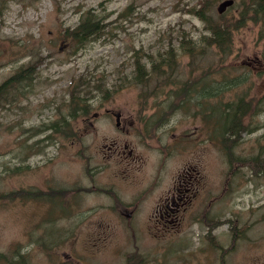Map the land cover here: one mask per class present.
Wrapping results in <instances>:
<instances>
[{
    "label": "bare ground",
    "instance_id": "6f19581e",
    "mask_svg": "<svg viewBox=\"0 0 264 264\" xmlns=\"http://www.w3.org/2000/svg\"><path fill=\"white\" fill-rule=\"evenodd\" d=\"M16 1L25 0H0V15H4L9 10L11 3ZM27 1L32 4L37 0ZM132 6V3L127 4L113 17H111V11L103 13L93 5L81 10L78 14V21L65 26L59 32L61 38L64 39L66 48L75 54L95 38L105 36L111 31V27L125 30L121 21L131 20L134 17ZM256 6L264 8V0H193L191 3L185 2L180 10L184 14L193 13L195 20L201 23L199 27L193 22L201 29L199 37L189 34L184 26L179 25L175 28L173 25H169V31H174L176 34L173 37L169 35L162 46L151 50L133 45L131 54L122 61L119 67L104 71L103 76L92 74L87 78V84L84 89L78 92V97L76 93L80 88V84H77L79 76L76 78L69 76V79L71 78L69 83H63V86L67 87L64 110L59 113L61 108L57 106V115L59 114V116L48 118L49 110L53 105L46 104L39 109L41 115L35 125H25L20 122L19 126L22 130L18 134V138L19 143H23L22 155L17 160L12 156L10 161L3 153V158L0 160V170L26 175L37 169H43L41 165L32 166L26 162V159L35 152L46 154L51 146L61 149L68 146L75 147L74 140L81 138V131L75 128L74 122L79 118L90 116L96 107L84 93L99 90L102 93L98 99L101 110L95 117L105 119L107 128H104L102 122H96L93 129H88L86 123L81 122L83 135L87 137L89 134H93L98 138L97 145L101 146L104 157H112L117 163L126 161L130 164L132 161H136L138 164L134 167H127L129 173L133 172V183L127 182L118 164L111 166L100 161L91 162L87 159L82 163L75 162L78 166L76 169L77 178L53 180L51 177L45 176L37 184V188L29 189L21 186L17 188L15 195L3 194L0 199L8 197L3 203L10 201V198L14 196L21 197L23 201L37 199L39 213L52 217L55 221L58 219L59 229L106 230L105 235L107 236L110 235L109 221L111 220L129 224L130 230L139 229L134 220L138 217L144 219V217L135 213L138 216L131 215L128 218L119 212V209H123L130 199L139 210L151 218V222L145 224L144 228L147 230H190L189 219L193 221L196 216L206 225L204 230H213V226L222 223L227 224V230H245L246 224L242 223L236 214L230 212V186L237 182L231 183L230 176L234 177L237 173L247 170L248 178L244 179L242 184L248 188L262 179L264 161L260 159L262 168L259 171H252L250 167L254 162L251 157L253 155L239 153L235 146H230V136L218 134L219 121L215 111L230 114V105L235 102V98L230 99L226 95L229 84H224L222 80L214 78V74L230 76V50H233L235 31L241 27H252L253 29L256 25L260 26L264 23V19L255 22L251 17L249 10ZM187 7H193L194 12L187 11ZM233 12L238 13V18L230 20V13ZM235 26L239 27L234 28ZM210 31L220 34L221 39H214ZM255 36L257 37V34ZM259 39L263 40L264 44V35H260ZM188 40L195 43V51L190 52L178 46L181 41ZM62 50L61 45H58L55 51L42 52L40 48L38 54L31 55L26 61L19 62L16 66L18 70L0 82V85L4 82L6 87L3 101L0 103L1 111L13 106L21 107L22 101L27 100L29 94L33 92L35 84H45V81L39 76L40 67L48 64L53 55ZM208 52H211V55H207ZM184 62L186 64L189 62L188 68L185 67ZM191 62L197 65L191 67ZM156 64H161V66H155ZM180 66L183 67L180 68ZM240 66V69H245V75H248L249 65ZM152 68L159 71L160 74ZM18 74L20 76H17ZM196 78L201 79L202 85L200 84L198 88L201 86L205 88L203 94L194 91L193 80ZM186 81V87L179 86ZM30 83L29 87L27 84ZM210 87L213 88V92ZM130 90L135 91V103L139 107H153L151 113L141 111L129 115L124 109L113 103L116 93ZM230 101L232 102L230 103ZM262 106H258L255 112L257 113ZM168 113H181L195 119L198 124L194 126L203 136L199 137L197 133L191 134L187 130H182L178 131L174 138L161 139L156 132L165 127L162 122L163 116ZM19 120L20 118H17V121ZM133 123H140L142 126L136 128L131 125ZM260 127H264V125L262 124ZM166 129L171 130L172 128L167 126ZM255 130L257 127L243 129L241 135L249 134ZM188 136L203 143L190 150L186 147ZM208 143L212 148L211 155L216 162L214 169L217 175L219 155L223 159V183L218 184L217 176L212 172L203 171L201 165L197 168L192 161L188 160V156L193 157V152L197 153L198 148L206 150ZM126 145H129V150L124 149ZM140 145L144 146L146 151L140 149L138 147ZM19 147L21 146L19 145ZM85 147L89 149L90 146L86 143ZM73 155L76 156L77 152H74ZM182 157L184 160H180ZM177 159L178 162L173 166ZM48 161L52 162V159L48 158ZM61 161L67 160L59 162ZM67 162L70 163V161ZM150 176H157V180H150ZM170 186H177L180 192L188 195L193 194L203 199L204 204L196 206L192 201L187 200L181 205V211H175V208H172L173 210L164 208L163 203L167 200V190ZM120 192H126L130 197L125 200L118 194ZM261 196H264V193L258 196V201ZM238 202V197L233 198L237 212L240 210ZM187 209H193L189 219L185 213ZM198 209L202 215L197 213ZM62 210L65 212L64 214H62ZM160 212H163L165 221L162 228H158L156 223ZM91 216H97L103 227H91L88 224V219ZM33 218L31 217L30 220ZM230 219H232L231 222ZM197 226L199 230L203 229V226L198 224ZM44 228L49 230H44ZM55 230H57V222L52 226L47 223L40 225V231L46 234L52 232L53 239H57ZM189 233L195 237L196 241L202 243L206 241V237L202 233ZM37 236L43 240L41 234ZM220 238V236H216L217 240ZM223 239L225 236L222 237ZM226 239L229 241V238ZM226 239L224 242H227ZM72 241L77 240L72 238ZM38 246L49 256V264H62L43 245ZM0 252H2L0 264H33L32 260L26 257L30 253L29 250L23 249L22 245L16 244L8 247L7 250H0ZM10 252H19L22 257H14L9 254ZM64 253L75 260L78 258L89 259L87 264L98 261L94 257H81L68 251H64ZM226 253L218 252V255L213 259H218V262L210 260L205 261L204 264H229L227 260L230 256L225 257ZM125 264H149V262L141 256H136L127 258Z\"/></svg>",
    "mask_w": 264,
    "mask_h": 264
},
{
    "label": "rangeland",
    "instance_id": "374dc122",
    "mask_svg": "<svg viewBox=\"0 0 264 264\" xmlns=\"http://www.w3.org/2000/svg\"><path fill=\"white\" fill-rule=\"evenodd\" d=\"M185 2L191 3L193 0H37L32 4L25 0L11 3L9 10L4 15H0V82L18 70L16 66L19 62L38 54L40 48L42 52L55 51L58 45H61L63 50L56 52L48 64L40 67L39 76L45 84H35L33 92L29 94L27 100L22 101L21 107L13 106L5 111L0 109V160L3 158V153L10 161L12 156L17 160L22 155L23 143H19L18 138L22 130L19 126L20 122L25 125H35L41 115L39 109L46 104L53 105L49 110L48 118L59 116L57 115L58 108H61L59 113L64 110L63 106L67 97V87L63 86V83H69L72 77L76 78L80 73H84L88 78L92 74L103 76L104 71L121 65L122 61L131 54L133 45L151 50L162 46L169 35L173 37L176 34L174 31H169V25L175 28L179 25L184 26L189 34L199 37L201 23L195 20L193 13L184 14L180 10ZM129 3L133 4L134 17L131 20L121 21L125 30L111 27V31L105 36L95 38L75 54L66 48L59 32L65 26L76 23L81 10L93 5L103 13L111 11V17H113ZM259 36L258 25L253 29L252 27H241L236 30L233 50L230 53V76L214 74V78L222 80L224 84H229L226 95L230 99L236 97L245 88L255 91L256 94L264 93V44ZM207 55H211V52ZM184 64L188 68L189 62L187 64L184 62ZM247 64L249 74L245 75V69L239 67ZM237 75H240L239 82H236ZM234 77L236 79H233ZM211 90L213 92V88ZM101 94L99 90L84 93L96 107L90 116L79 118L74 122L75 128L81 131V138L74 140L75 147L68 146L61 149L51 146L46 154L35 152L26 159V162L32 166L41 165L43 169H37L30 174L0 170L2 171L0 172V196L15 195L17 188L21 186L29 189L37 188V184L45 176L53 180L57 178L75 179L78 177L76 171L78 166L75 162L82 163L87 159L111 166L118 164L127 182L133 183V172L129 173L127 167H134L138 164L136 161L130 164L126 161L117 163L112 157H104L101 146L97 145L98 138L93 134L87 137L83 135L81 122H85L88 129H93L96 122H102L104 128H107L105 119L95 117L101 110L98 105ZM261 100L263 101L258 106H263L253 116L257 130L241 135V139L234 146L239 153L250 154L264 161V127H260L264 125V98ZM113 103L129 115L141 111L152 112L135 103L134 90L119 91L115 94ZM218 114V111H215V115L218 116ZM17 118L20 120L17 121ZM88 120L92 124H89ZM162 122L165 127L156 132L161 139L174 138L178 131L182 130H187L191 134L197 133L199 137L203 136L194 126L198 124V121L191 119L190 116L168 113L163 116ZM131 125L137 128L136 123ZM167 126L172 129L167 130ZM187 139L186 147L190 150L203 143L192 136H188ZM86 143L89 144V149L85 147ZM138 147L146 151L144 146ZM129 148V145L124 147L125 150ZM74 152H77L76 156L73 155ZM193 153L194 156H188V160L192 161L197 168L201 165L203 171L212 172L217 176L218 184L223 183L224 162L221 155H219L217 175L214 169L216 162L211 155L212 148L209 143L206 150L198 148L197 153ZM48 158L52 159V162H49ZM60 160H67L70 163L59 162ZM177 162L178 159L173 166ZM246 178H248L247 170L237 173L234 177L230 176L231 183L237 181L230 186V212L236 214L237 218L246 224L245 230H250L254 245L246 247L244 240H241L237 247L234 249L230 247V250L225 251L227 252L225 257L230 256L227 260L229 264H264V238L259 237L260 232L264 236V230H262L264 229V196H261L258 201V196L264 193V173L260 181L248 188L242 184ZM149 179L156 181L157 176H150ZM118 194L125 200L130 197L126 192ZM235 197L239 198L240 210L238 212L233 204ZM6 199L8 197L0 199V250H7L8 247L16 244L22 245L23 249L29 250L30 253L26 257L30 258L33 264H49V256L39 249L38 245H43L62 264H87L89 260L81 258L75 260L64 251L81 257H94L98 260L90 264H125L127 258L133 255L141 256L149 264H204L205 257L219 252L217 248H208L207 243L204 244L202 251L199 250V241H196L189 232L197 234L201 230L189 218L190 230L164 232L145 229V224L150 223L151 219L136 218L134 221L139 227L138 230H130L129 224L111 220L109 221L110 235L107 236L105 235L106 230L59 229L58 219L55 221L52 217L39 213L37 199L23 201L21 197L14 196L10 198V201L3 203ZM132 208L137 207L133 205ZM133 215L138 216V214ZM31 217L34 218L30 220ZM56 222L57 239H53L52 232L46 234L40 231L42 223L52 226ZM88 224L93 228L103 227L97 216L89 217ZM227 228V224L222 223L217 225L215 230H227ZM44 230L49 229L44 228ZM39 234L43 240L38 238ZM72 238L77 241H72ZM1 254L2 252H0V259Z\"/></svg>",
    "mask_w": 264,
    "mask_h": 264
},
{
    "label": "trees",
    "instance_id": "16d2710c",
    "mask_svg": "<svg viewBox=\"0 0 264 264\" xmlns=\"http://www.w3.org/2000/svg\"><path fill=\"white\" fill-rule=\"evenodd\" d=\"M187 11H193V7H187ZM251 17L255 22H258L259 20L264 19V8L260 6L253 7L249 10ZM238 15L233 16L232 14L230 15V20L231 19H237ZM239 26H235L234 28H237ZM260 35H264V23H262L260 26ZM210 34L212 37L216 40L221 39V35L218 33H214L210 31ZM180 48L184 50H189L190 52L195 51V43L191 40L188 41H181L179 43ZM191 67L196 66L194 62H191ZM155 66H161V64H156ZM153 69V68H152ZM154 71H157L153 69ZM158 74H160L159 71H157ZM171 73L174 75V73L171 71ZM17 76H20L18 74ZM175 76V75H174ZM87 76L84 73H80L77 84H80V88L77 91V97H78V92L84 89L85 85L87 84ZM237 78L234 77L233 79H236V82H239L240 80V75H237ZM174 81V80H173ZM194 81V91L198 92L200 94H203L205 92L204 86H201L198 88V86L201 84V79L196 78L193 80ZM181 82V81H180ZM179 82V83H180ZM29 87L31 86L30 84H27ZM202 85V84H201ZM179 86L186 87L187 86V81L186 83H181ZM5 83L3 82L0 85V103L3 101V95H5ZM197 89V90H196ZM235 102L230 105V114H226L223 112H219L218 115V121L219 125L217 127L218 134L225 136L228 135L230 136V146L235 145L240 139H241V130L243 129H248L250 127H257L256 124H254L253 121V116L255 115V111L257 110L258 105L263 101L261 100L264 98V93L261 94H256L255 91H252L250 89H244L241 91L236 97H234ZM254 162L251 164L250 169L252 171H259L260 168H262V160L260 161L259 157L256 156H251ZM14 257H19L21 258V254L19 252H10ZM137 255H133L132 257H136Z\"/></svg>",
    "mask_w": 264,
    "mask_h": 264
},
{
    "label": "flooded vegetation",
    "instance_id": "af4514ba",
    "mask_svg": "<svg viewBox=\"0 0 264 264\" xmlns=\"http://www.w3.org/2000/svg\"><path fill=\"white\" fill-rule=\"evenodd\" d=\"M89 124H92V122L90 120H88ZM134 124V123H133ZM137 124V128H140L142 126V124L140 123H136ZM134 181V179H133ZM168 195L166 196V201H164L163 203V207L166 209H171L175 208V211H181L182 207L181 205L184 204L185 202H187V200L192 201L193 204H195L196 206H201L204 204V200L200 199L198 197H196L193 194H186L184 192H180L179 187L177 186H170L167 190ZM134 204L131 202V199L127 202L126 206L119 209V212H121L124 216H131L135 213L140 214L142 217L146 218V219H151L145 212L139 210L138 208L134 209L132 208ZM197 209V208H195ZM193 209H187L185 210L186 213V217L189 218V215L191 213H193L192 211ZM199 210V209H198ZM62 212H64L62 210ZM166 212V211H165ZM197 213H199L200 215H202L201 211H197ZM194 222H196L199 226H203V229L200 231V233L204 234V236L206 237V241L204 243L199 242V250L202 251L203 250V246L205 243H207L208 248L212 249V248H217V250H220L221 253V248H219L222 245H227L228 248L230 249V247L232 249H234L237 245L238 242L241 240H244V244L247 247H251L254 245L253 243V237L250 234V230H215L216 226H213V230H204L206 228V225L203 224L202 221H200L197 216L193 219ZM157 227L158 228H162L165 225V221L163 219V212H160V215L157 218ZM164 231H168V230H162ZM174 231V230H173ZM176 231V230H175ZM216 236H220V240L216 239ZM225 236L226 238H229V241H227L226 243H224L223 241L225 239L222 240V237ZM259 237L260 238H264L262 232L259 233ZM217 254L211 253L209 256L205 257V261H210L213 260ZM213 261H217L218 259H215ZM211 261V262H213Z\"/></svg>",
    "mask_w": 264,
    "mask_h": 264
}]
</instances>
